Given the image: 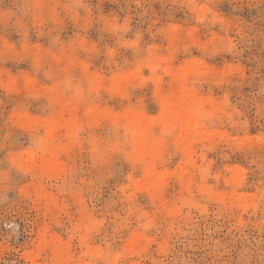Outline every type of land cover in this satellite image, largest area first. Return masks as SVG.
Masks as SVG:
<instances>
[{
  "label": "clouds",
  "instance_id": "obj_1",
  "mask_svg": "<svg viewBox=\"0 0 264 264\" xmlns=\"http://www.w3.org/2000/svg\"><path fill=\"white\" fill-rule=\"evenodd\" d=\"M222 2L0 0V213L26 225L0 236V264H165L173 237L232 220L249 187L264 233V132H248L264 79L225 91L242 66L215 64L238 45ZM218 148L240 159L214 171Z\"/></svg>",
  "mask_w": 264,
  "mask_h": 264
},
{
  "label": "rangeland",
  "instance_id": "obj_2",
  "mask_svg": "<svg viewBox=\"0 0 264 264\" xmlns=\"http://www.w3.org/2000/svg\"><path fill=\"white\" fill-rule=\"evenodd\" d=\"M159 11V5L155 6ZM114 10L118 15L123 16L115 5L105 4V11ZM216 10L221 17L227 18L233 23L236 29L237 48L233 56L224 55L217 57L215 64L219 66L225 60L233 61V57L239 61L242 71L239 80L234 82L225 91L232 93L233 101L249 98L250 94L259 91V82L264 79V3L259 0H223L216 5ZM162 15V14H161ZM161 22H164L161 20ZM176 22L181 24L185 30L198 27V35L206 38L208 30L204 26L196 25L193 18L185 14H177ZM219 31L217 27L214 29ZM15 39V38H14ZM193 54L199 53L193 49ZM25 69L26 65H20ZM15 72L16 69L14 68ZM153 113L157 111L155 107L151 109ZM264 121H251L249 135H257L264 132ZM27 146V142L20 146ZM208 158L215 161L213 170L235 164L239 159V154L224 148H218L215 152H209ZM175 163V161L173 162ZM119 182H124L122 179ZM260 182L259 176H254L250 180L253 185ZM115 190V185H112ZM256 193L255 187H249L237 191L239 198L235 201V206L239 209L232 220H221L219 224L209 221L208 230L204 231V226L192 234L178 235L168 242L160 258L165 264H241L242 261H249L250 264H258L264 253V233L255 227L258 214L252 207L251 197ZM141 202L144 198L141 197ZM25 223L21 219L19 210L5 209L0 213V236L22 235L25 230ZM79 247L73 244V252L78 254ZM14 255H6L5 259L11 261Z\"/></svg>",
  "mask_w": 264,
  "mask_h": 264
}]
</instances>
